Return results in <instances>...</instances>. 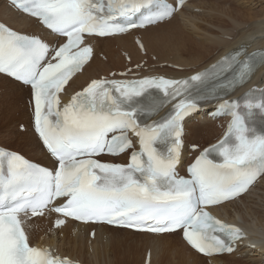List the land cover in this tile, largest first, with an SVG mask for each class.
<instances>
[{
	"label": "snow or ice",
	"instance_id": "snow-or-ice-1",
	"mask_svg": "<svg viewBox=\"0 0 264 264\" xmlns=\"http://www.w3.org/2000/svg\"><path fill=\"white\" fill-rule=\"evenodd\" d=\"M27 16L40 21L58 39L22 34L0 23V74L31 90L34 128L51 168L0 149V264H71L45 248L30 245L25 219L45 210L77 221L107 223L156 234L180 232L197 252L214 257L234 251L245 238L240 228L214 218L206 209L247 192L264 176V132L250 127L238 101L220 105L232 119L227 135L205 148L188 169L190 178L177 175L182 148L183 120L198 111L190 84H204L208 74L190 80L144 78L135 81L92 80L61 107L60 93L93 55L87 36H110L171 17L175 6L165 4L155 14L147 0H10ZM105 7L108 12L105 13ZM148 11L138 25L116 22L117 17ZM61 40L63 42H61ZM239 64L237 77L225 87L246 82L250 61L226 58L214 66L217 75ZM163 94L156 98L153 91ZM170 113L160 121L143 123L166 103ZM245 107L264 113V99ZM139 141L130 163L101 162L95 157L119 155ZM170 145L161 151L159 145ZM193 150L198 148L193 145ZM212 153L221 157L217 162ZM59 201V203H57ZM66 223L58 219L56 226Z\"/></svg>",
	"mask_w": 264,
	"mask_h": 264
},
{
	"label": "bare ground",
	"instance_id": "bare-ground-1",
	"mask_svg": "<svg viewBox=\"0 0 264 264\" xmlns=\"http://www.w3.org/2000/svg\"><path fill=\"white\" fill-rule=\"evenodd\" d=\"M262 1L264 0L260 2ZM222 2L225 1L216 0L214 4L209 5L208 10L211 15L205 18L219 31L215 32L214 28L206 30L204 28L203 31L200 28L203 37L200 32L198 42L189 36L188 26L198 29L196 21L199 20V16L202 18L205 16L206 3L203 0L187 3L177 15L162 24L144 30H133L122 36L89 39L95 48V57L82 73L70 82L64 95L80 90L92 79L115 77L117 73L129 71L130 67L139 66L141 63H143L142 68H146V70L140 68L144 74L182 78L207 68L242 43L250 45L251 50L264 48V8L260 7L263 10L248 13L250 21L253 20L249 24L240 22L239 19L246 21V17L238 11H225L229 15L220 13L216 8H219L218 4ZM199 10L204 12L201 15L193 13ZM216 11H219L222 18L227 19H221ZM185 14L187 17L182 30L178 27V24L181 25L179 16L182 19ZM0 21L18 32L40 36L47 42L53 43L57 40L34 19L15 11L4 0H0ZM214 21L215 24L212 23ZM253 23L255 24L252 25ZM223 24H228V28L222 26ZM137 34L139 36H136ZM218 49L220 51L213 55ZM263 84L264 66L239 94L252 86L261 87ZM27 96L30 102L29 88L0 74V115L7 113L11 116V121H22L26 127L25 133L16 132L13 138L10 137V142L22 150L9 148L1 142L0 145L25 155L31 161L51 167V160L32 133V114L22 108V101ZM213 110L212 106L205 108L198 117L191 118L186 123L185 157L188 163L192 160L188 158L190 153L188 146L197 145L201 149L214 143L229 122L228 119L218 121L208 119L207 113ZM0 120L2 121L1 117ZM2 130L7 136L11 133L0 122V131ZM202 140H207L208 143L202 145L199 143ZM195 154L196 152H193L192 156ZM113 161L126 163L127 157ZM214 213L222 220L245 229L246 238L238 244L236 254L207 259L192 251L177 233L150 235L107 226L78 225L74 222H68L62 229L54 230L52 215L27 222V229L33 243L49 246L59 256H68L82 264H203L207 261L210 264H226V260L234 261L232 264H246V259L242 258L249 256L250 253H258L256 256L261 258L264 256V240L260 238H264V176L248 194L237 201L216 208ZM91 229L96 230L94 239L89 238ZM48 230L51 234H48ZM121 237L132 239L124 241ZM68 240L70 243L67 242Z\"/></svg>",
	"mask_w": 264,
	"mask_h": 264
},
{
	"label": "rangeland",
	"instance_id": "rangeland-1",
	"mask_svg": "<svg viewBox=\"0 0 264 264\" xmlns=\"http://www.w3.org/2000/svg\"><path fill=\"white\" fill-rule=\"evenodd\" d=\"M203 1H205V3H206L204 5V6H206V8H205V16H204V18H202L201 16H199L200 17L199 20H197V21L195 20L198 29L197 28L195 29V28H193V26H190V25L188 26V30L190 32L189 33V36H191V38L194 39L195 41L199 40V37L198 36H200V32H201V36L203 37V35H202L203 32L201 31L200 28H202L203 31H205L207 28H209V29L214 28L215 32L216 31H219L218 28L211 26L212 24L210 23V21H208L207 19L205 20V18L207 16L211 15V12L208 10L209 9V5L214 4L213 2H216V0H203ZM224 1L225 2H222V4H218V7L219 8H216V9H218L220 11V13L223 12L222 14H224V13L225 14H228L227 12H225L227 10L228 11H234V12L238 11V12L242 13L243 16L246 17V21H243L242 19H239L240 22H247L249 24L252 23L253 20L250 21V18H249V14L248 13H254V12L258 11V10H263V8H264V4H263L264 1H262V3H261L260 2L261 0H254V1L253 0H224ZM249 1H251V2H249ZM258 1L260 3H258ZM201 6H203V3H201ZM253 6H256V7L253 8ZM260 7H263V8H260ZM238 9H240V10H238ZM190 10H192V9H190ZM219 11H216L217 16H219L221 19L224 20L225 17L222 18V15L219 14ZM187 12H189V11H187ZM190 12H193V11H190ZM202 12H204V10H199V11H196V12L194 11L193 13H195V14L199 13L198 15H201ZM185 17H187L186 14H185V16L182 19L179 16L181 25L178 24V27L180 29H182V30L185 27V24H184ZM225 19H227V18H225ZM228 21H230V20L228 19ZM212 23L215 24L216 21H214ZM254 24L255 23H253L252 25H254ZM222 26H226V28H228V24H223ZM204 28H205V30H204ZM136 36H139V35L137 34ZM219 51H220V49H218L213 55H216ZM23 101H22V108L25 109L26 112H30V108H29V96H27L26 98H24ZM17 115H18V113H17ZM0 117L2 119V121L0 120V122L3 123L6 126V129H8L11 132L10 135L7 136V134H6L5 131H3V130L0 131V142L2 144L6 145L9 148L17 149L18 151L22 150V149H20V147H17L15 144H12L10 141H11V138H13L12 136H14L16 134V132H18V133H25L26 132L25 125L23 124L22 121H18V122L17 121L16 122L11 121L12 118L7 113H3V115H0ZM199 143L202 144V145H204V144H207L208 141L207 140H202V141H199ZM48 234H51V231L50 230H48ZM258 237H260V236H258ZM71 238H73L72 235H71ZM249 238H250V234H249ZM260 238L262 240H264L263 237H260ZM260 238H258V239H260ZM85 239H87V236H85ZM121 239H123L124 241H126V240L130 241L132 238L131 237H121ZM67 242L70 243V240H68ZM234 254H236V253H234ZM256 255H258V253H250L249 256L244 257L242 259H246L245 260L246 261V264H256V262H259V264H264V256L261 258V256L259 257V256H256ZM238 259H239V257H238ZM249 259H251V260H249ZM233 262L234 261L226 260L225 263L226 264L227 263L232 264ZM203 264H210V262L207 261V262H204Z\"/></svg>",
	"mask_w": 264,
	"mask_h": 264
}]
</instances>
